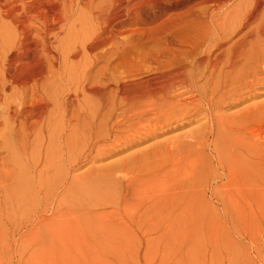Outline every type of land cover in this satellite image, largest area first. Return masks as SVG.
Masks as SVG:
<instances>
[{"label": "bare ground", "instance_id": "bare-ground-1", "mask_svg": "<svg viewBox=\"0 0 264 264\" xmlns=\"http://www.w3.org/2000/svg\"><path fill=\"white\" fill-rule=\"evenodd\" d=\"M168 1L187 8L178 28L200 33L187 39H144V46L151 47L135 60V68L127 63L140 41L124 31L118 38L108 37L90 50L93 67L79 82L48 96L54 101L52 111L61 117L60 131L71 129L72 138L60 142L56 154L62 176L79 159L96 162L112 146L144 141L150 143L144 150L117 164L130 175L107 177L106 190L128 197L141 170L157 185L183 176L189 185L184 199L209 201L220 209L235 198L264 196V0ZM129 2L0 0V127L2 119L10 124L0 132V154L7 149L5 133L18 125L24 131L31 127L27 113H19L21 105L18 113L11 110L20 100L18 86L5 92V66L17 63L12 53L45 55L50 38L64 34L73 40L84 24L99 32L118 5L128 12ZM33 92L32 98L51 105L45 94ZM27 96L23 93V99ZM58 130L55 124L48 135L54 148L63 139ZM131 158H144L149 166L127 163ZM196 174L202 183L198 189ZM57 193L58 188L55 200L64 196V191ZM45 221L41 217L38 224Z\"/></svg>", "mask_w": 264, "mask_h": 264}, {"label": "rangeland", "instance_id": "rangeland-1", "mask_svg": "<svg viewBox=\"0 0 264 264\" xmlns=\"http://www.w3.org/2000/svg\"><path fill=\"white\" fill-rule=\"evenodd\" d=\"M186 10L182 2L130 0L128 12L118 5L114 18L105 21L99 32L92 33L84 24L81 35L73 40L64 34L50 38L45 55L12 53L17 63L5 66V92L10 94L18 86L20 100L11 110L16 113L21 105L19 113H27L31 127L24 131L18 125V130L4 134L0 264H264V196L235 198L220 209L209 201L184 199L189 185H184L188 181L183 176L157 185L141 170L130 183L133 189L128 197L106 190L107 177L127 171L117 164L144 150L150 144L144 141L112 146L96 162L79 159L67 177L62 176L61 159L56 158L60 142L72 138L71 129L60 131L61 117L52 111L54 101L48 96L79 82L92 65L90 50L108 37L118 38L124 31L140 41L127 63L135 68V60L151 47L144 46V39L166 35L187 39L200 33L178 28ZM33 90L45 94L51 105L32 98ZM23 93L28 94L25 99ZM43 112L44 118L35 121ZM1 123L0 132L10 125L3 119ZM55 124L63 139L54 148L48 135L53 134ZM127 163L149 166L144 165V158H131ZM200 179L196 174L197 189L202 185ZM57 188L56 195L64 191V196L55 200ZM41 217L46 221L38 224Z\"/></svg>", "mask_w": 264, "mask_h": 264}]
</instances>
